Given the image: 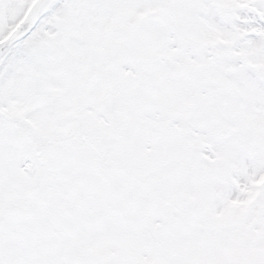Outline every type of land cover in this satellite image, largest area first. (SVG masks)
<instances>
[{
    "label": "snow or ice",
    "instance_id": "6c2138e0",
    "mask_svg": "<svg viewBox=\"0 0 264 264\" xmlns=\"http://www.w3.org/2000/svg\"><path fill=\"white\" fill-rule=\"evenodd\" d=\"M0 264H264V0H0Z\"/></svg>",
    "mask_w": 264,
    "mask_h": 264
}]
</instances>
